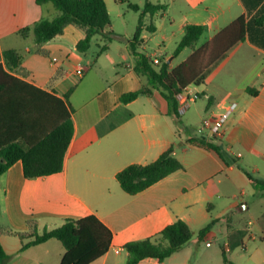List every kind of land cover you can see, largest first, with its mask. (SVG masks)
<instances>
[{"label":"crops","instance_id":"1","mask_svg":"<svg viewBox=\"0 0 264 264\" xmlns=\"http://www.w3.org/2000/svg\"><path fill=\"white\" fill-rule=\"evenodd\" d=\"M152 3L165 5L166 9L154 17L156 30L142 33L141 49L149 56L148 50L153 49V56L161 62L171 60L170 69L241 21L226 40L236 37L242 29V41L208 73L204 83L185 89L205 99L195 112L202 118L200 132L188 120L177 128L159 91L141 95L127 104L119 101L123 93L144 86L131 87L141 82L142 77L134 71V60L128 64L133 74L118 71L107 85L100 80L90 88L86 99H78L77 89L70 94L68 104L73 109L75 132L62 172L26 179L23 164L18 161L0 177V225L14 232H25L28 221L36 220L42 232L58 228L66 220L94 214L112 231L113 241L107 254L92 264H126L128 253L124 246L128 242L153 238L178 219L192 231L217 219L226 221L230 227L243 223L244 231L262 234L260 244L255 235H249V240L241 239V261L230 257V246H226L230 261L264 264V0ZM56 13L52 4L41 7L36 0H0V64H4V50L18 51L28 72L24 81L63 98L71 88L67 67L72 62L91 74L99 69L104 55L111 64L115 61L108 44V49L94 59L95 63L85 60V55L75 51L83 31L73 25L41 47L32 36L25 40L17 35L19 30ZM146 22H150L148 17ZM191 25L202 26L203 34L193 47L174 56ZM176 39L179 41L174 51L161 55V46ZM129 45L130 42L126 53L131 58ZM38 49L43 53H37ZM233 102L237 107L228 116L223 137L213 141L219 153L189 142L201 136L210 139L202 121L224 113ZM171 147L183 165L182 170L139 194L123 191L117 180L121 170L131 164H149ZM244 179L251 188L249 193L236 191ZM248 194L249 199L240 200L239 195ZM0 241L9 256L5 264H60L65 253L57 240L25 251H21L22 243L16 235L5 232ZM196 256L189 241L162 263L146 259L139 264H196L193 261ZM221 263L224 264L223 260Z\"/></svg>","mask_w":264,"mask_h":264},{"label":"trees","instance_id":"2","mask_svg":"<svg viewBox=\"0 0 264 264\" xmlns=\"http://www.w3.org/2000/svg\"><path fill=\"white\" fill-rule=\"evenodd\" d=\"M36 3L41 7L52 4L57 13L19 30L17 35L21 39L26 40L32 36L34 43L41 47L62 35L67 26L73 25L83 31V38L75 46L77 53L86 55L95 37H101L105 42L100 47V53L108 49L107 44L115 34L111 30V17L105 0H36ZM130 8L140 12L138 25L129 45L135 60L134 71L138 76L146 77L150 84L123 93L119 101L127 104L141 95L159 91L168 103L169 116L174 118L177 128H180L182 114L179 111L178 95L192 84L204 83L208 73L242 41V29H239L236 37L226 40L241 21L224 29L209 44L170 69L168 60L156 65L146 51L141 49L142 33L145 30H156L154 17L165 11L166 6L146 0L143 7L130 4ZM147 17L150 19L149 23L146 22ZM203 30L202 26H188L174 56L193 47ZM37 53L43 52L38 49ZM3 57L4 64H0V177L18 161L23 164L26 179L62 172L75 132L73 109L68 104L73 88L63 98L39 89L24 81L28 72L23 68V57L18 51L6 49ZM214 140L213 137L207 139L201 136L189 142L219 153ZM182 169L183 165L175 157L174 147H171L149 164L127 166L117 174V180L123 191L136 195ZM217 221L211 220L200 230L199 238L205 237ZM5 232L20 239L21 251L50 240L59 241L65 250L60 264H92L107 254L113 241L112 231L94 214L79 220H66L60 227L42 232L39 231L36 220L28 221L25 232H14L11 228L0 225V237ZM192 238L193 231L189 225L178 219L153 238L126 243V264H139L146 259H156L162 263L181 251ZM222 256L224 264H235L228 259L226 250ZM8 259L0 241V264H5Z\"/></svg>","mask_w":264,"mask_h":264},{"label":"rangeland","instance_id":"3","mask_svg":"<svg viewBox=\"0 0 264 264\" xmlns=\"http://www.w3.org/2000/svg\"><path fill=\"white\" fill-rule=\"evenodd\" d=\"M149 1L155 2L156 0ZM107 2L111 17V30L115 34L112 41L109 42L108 45L111 48L110 52L113 55L115 63L111 64L110 60L107 59L106 55H104L101 59V65L99 69H97L96 73L90 74V72H87L85 73L84 77H79L76 74V71L79 68H84L83 66L79 67L77 62H72V64L67 67L68 75L71 74L68 78V84L70 85L69 87L73 88V91L77 89L76 96L79 100L86 99V95L90 88L95 86L100 80H104V82H102L106 84L111 78H113V76L116 75L118 71L121 73L130 72L133 74V71L128 68V64H133L134 59L133 57H131L132 59L129 58L128 54L126 53V47L135 33L140 12L132 10L130 8V4L143 7L146 0H107ZM178 41L179 39H176L168 46L162 45L161 55H170L174 51ZM104 43L105 42L101 40V37L94 38L89 51L85 55V60H93L92 62L95 63L94 59H96V57H98L100 54V47L103 46ZM148 53L152 59L155 58V56H153V49H149ZM179 58L180 57H178L175 62H177ZM149 84L150 82L146 77H141V82H137L135 86L131 87L134 89L139 88L142 85L147 86ZM204 100L205 99L203 98L198 99L197 102L194 103L187 111V113L184 116H181L182 122L186 123L187 120L190 121L197 133L200 132L199 129L202 118L195 112L198 106H200ZM243 169L247 168L244 166ZM254 176L257 177L256 175ZM247 184L248 182L246 179H244L242 183L239 184L240 188L236 191H244L245 193H249L251 188L248 187ZM250 197V194L243 196L239 195L241 201H244L243 199L247 200ZM201 229L202 228L194 229L193 238L191 240L192 248L198 255L193 259L196 264H222V253L228 245L231 249L229 256L237 259V261H241L239 260L240 255L243 253L241 239L249 240V235H255L257 237L256 242L260 244V237L262 236V234L256 230H252L251 232L244 231L243 223H237L230 227L229 223L226 221L217 222L209 231L210 234H207L202 239L199 238V232ZM208 243L210 244L209 246L207 245ZM209 258L211 259V262L209 261Z\"/></svg>","mask_w":264,"mask_h":264},{"label":"built area","instance_id":"4","mask_svg":"<svg viewBox=\"0 0 264 264\" xmlns=\"http://www.w3.org/2000/svg\"><path fill=\"white\" fill-rule=\"evenodd\" d=\"M152 61L156 65H159L161 63L160 58L157 56H155ZM76 74L79 77H83L85 74V68H79L76 71ZM198 99H200L199 94H190L185 92L184 90L181 94L178 95L180 113L183 115L185 112H187ZM236 107L237 104L233 102L224 113L219 115L213 114L202 121V126L210 133L211 137L215 139H220L223 137L224 127L225 123L227 122L228 116L236 109ZM207 245L209 246L210 244L208 243Z\"/></svg>","mask_w":264,"mask_h":264},{"label":"water","instance_id":"5","mask_svg":"<svg viewBox=\"0 0 264 264\" xmlns=\"http://www.w3.org/2000/svg\"><path fill=\"white\" fill-rule=\"evenodd\" d=\"M171 62V60L169 61V63Z\"/></svg>","mask_w":264,"mask_h":264}]
</instances>
